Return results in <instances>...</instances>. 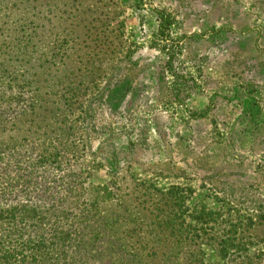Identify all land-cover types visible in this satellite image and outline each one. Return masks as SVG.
Here are the masks:
<instances>
[{
  "label": "rangeland",
  "instance_id": "obj_1",
  "mask_svg": "<svg viewBox=\"0 0 264 264\" xmlns=\"http://www.w3.org/2000/svg\"><path fill=\"white\" fill-rule=\"evenodd\" d=\"M117 1L123 12L112 9L108 16H120L123 40L133 35L137 39L138 47L132 48L136 50L132 67L125 62L119 67L116 62L99 66L104 56H89L88 60L94 59V63L87 72L99 75L97 87L106 88L101 98L85 103L88 108L82 119L78 113L73 117L77 131L80 121L85 120V144L70 148L73 151L63 153L58 163L28 160L39 157L38 142L30 134H21L23 144L17 149L0 148V166L8 168L12 175L20 172L14 179H0V205H36L39 215L50 220L53 227L71 233L72 237L81 233L89 239L86 250L101 252L97 260L85 264H112L108 252L117 250V245L101 217H109L118 209L115 181L122 184V192L126 185L135 190L152 185L164 190L186 187L190 188L186 194L191 196L190 206L196 201L207 202L225 211V216L240 215L245 221L252 218L254 224L246 227L243 236L246 241H252L254 235L261 239L249 247L261 251L256 264H264V90L251 98L253 107H248V103L245 107L243 99L255 94L256 89L246 92L241 88L243 84L238 83L233 95L229 94L225 86L230 78L225 71V42L219 43L220 50L211 59L209 43L197 45L192 32L200 28V34L206 36L212 25L227 18L238 27L248 21L256 24L264 0H221L217 8L205 15H197L192 9L206 8L212 0ZM5 3L6 0H0L3 16ZM242 3L249 5L251 15L236 18ZM189 6L193 13L186 16L185 7ZM156 9H166L172 23L181 24L188 33L173 36L174 44L165 43L157 34ZM68 15L74 16L73 11ZM49 30L47 39L41 33L40 39L48 43L50 37L51 45H38L40 57L50 52L62 53L58 50L62 46L57 44L63 40L59 34L62 30L53 26ZM75 30L81 32L79 27ZM184 40L187 47H182ZM12 44L4 43L5 48ZM248 46L233 44V57L227 68L229 74L231 70H247L246 79L254 87L259 82L257 62H243L235 55L237 49ZM197 48L206 53L198 54ZM17 63L19 68L18 59ZM60 66L59 57L53 68ZM24 71V87L12 89L8 82L0 84V108L9 119L7 123L27 128L32 122L42 121L51 101L41 99L48 84L42 82V88H36L30 80L39 76L32 70ZM15 93L20 98H15ZM78 105L69 103L72 109ZM32 107L38 109L37 116L31 112ZM114 174L119 178H112ZM123 177L128 182H123ZM107 187L114 191L110 199Z\"/></svg>",
  "mask_w": 264,
  "mask_h": 264
},
{
  "label": "trees",
  "instance_id": "obj_2",
  "mask_svg": "<svg viewBox=\"0 0 264 264\" xmlns=\"http://www.w3.org/2000/svg\"><path fill=\"white\" fill-rule=\"evenodd\" d=\"M6 1L2 7L4 16L0 14V84L8 82L12 89L24 87L22 81L27 78L24 69L32 70L39 77L32 78L31 84L42 88L40 84L47 83L41 99L51 103L42 121L32 122L27 128L7 123L9 119L0 108V148L17 149L23 144L21 134H30L38 142L39 157L28 160L58 163L66 151H73L70 148L85 144L86 127H82L85 120L80 121L77 131L73 117L78 113L82 119L88 108L85 103L101 98L106 88L105 85L97 87L99 75L91 76L87 72L94 63V59L88 60L89 56H104L99 66L116 62L119 67L125 62L132 67L136 52L132 48L138 47V42L135 35L129 41L122 39L120 16L109 19L112 9L123 12L117 0H54L53 4L51 0ZM70 10L74 13L72 17L68 15ZM155 12L157 34L167 44L176 43L170 16L164 10ZM52 26L62 30L59 34L63 40L57 43L62 46L58 48L62 53L50 52L40 57L38 45L45 42L40 39L41 33L47 39ZM9 41L13 48H5L4 43ZM49 44L50 37L44 45ZM9 56L11 59L6 61ZM59 57L61 66L54 69ZM15 98L20 96L15 93ZM72 102L79 105L72 109L69 106ZM31 112L37 116L38 109L32 107ZM19 173L12 175L8 168L0 166L1 180L14 179ZM112 178L119 177L114 174ZM122 179L128 182L126 177ZM118 182L115 181L118 209L109 217H101L117 245L118 251L108 252L112 264H256L260 258L261 251L250 248L249 244L256 245L261 239L254 235L252 241H246L243 236L246 227L253 226L252 218L245 221L244 216H225V211L207 202L196 201L190 206L191 196H186L190 188L171 186L164 190L152 185L135 190L126 185L122 192V184ZM106 194L109 199L113 197L112 187H107ZM38 209L36 205L13 204L8 208L0 205V264H85L101 255L96 249L93 252L85 249L89 239L81 233L72 237L71 233L58 230L50 220L39 215Z\"/></svg>",
  "mask_w": 264,
  "mask_h": 264
},
{
  "label": "crops",
  "instance_id": "obj_3",
  "mask_svg": "<svg viewBox=\"0 0 264 264\" xmlns=\"http://www.w3.org/2000/svg\"><path fill=\"white\" fill-rule=\"evenodd\" d=\"M219 2H221V0H212L206 7L203 9H192L193 12L195 14L198 15H205L208 12L212 11L214 8H217V6L219 5ZM264 4V3H263ZM164 10L168 15L169 13L166 11V9H161ZM192 10L188 7H185V11L186 16H189L192 12ZM261 13V16L258 17V20L254 23H250L248 21V23L244 24L242 27H238V25L236 23H233L232 21L230 22L229 19L227 18V20L223 21V22H217L215 23V25H212L213 27L210 28V31L208 35L206 36H202L200 34V32L202 30L198 29H194V31H192L194 33V40L195 43L198 45H202L203 43L207 44L209 43L211 49H210V58L212 59L213 55L217 54V51L220 50V42L224 41L225 42V48H224V52H225V59H224V63L225 65L228 66V62L231 61V58L233 57V52H234V47L233 44H247L250 46H248L247 48H243L242 50H236L235 55L237 56V58L243 62L246 61H256L258 64V68L259 71L257 72V76L259 77V82L256 86L252 87L250 85V81L246 79V75L249 74L247 70L245 69H240V72H238L237 70H231L232 73L229 74L228 72V68L227 66L225 67V71H227L228 75H230V78H228L227 82H225V86L229 92V94L233 95V92L235 89H237V87L239 86L238 83L243 84L241 86V88L243 90H245L246 92H250L253 91L254 89H256V93L255 94H249L247 97L245 96V98L247 99H243L242 103H244V106H247L248 103V107H253V105L251 104L252 101V97L253 95H256L260 90V92H262V90H264V5L263 8L261 9V11H259ZM171 14V13H170ZM251 15V10L250 7L247 3H242L241 4V9H239L236 18H238L239 16L243 17V16H250ZM171 16V15H170ZM171 28H172V34L174 37H178V36H184V34H187L188 31H184L183 27L181 24L179 23H172L171 24ZM186 40L181 41V44H185L182 47H187L185 43ZM217 43L219 45H217ZM185 49V48H183ZM194 49L196 50V46L194 47ZM204 50H202L201 48H197V52H199L198 54H204L206 52H202ZM218 70H221L217 68ZM245 86V87H244Z\"/></svg>",
  "mask_w": 264,
  "mask_h": 264
}]
</instances>
